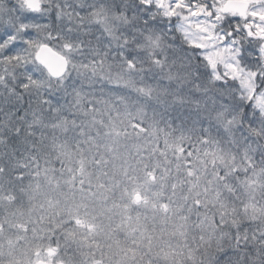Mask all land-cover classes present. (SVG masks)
I'll return each instance as SVG.
<instances>
[{"label":"snow or ice","instance_id":"6c2138e0","mask_svg":"<svg viewBox=\"0 0 264 264\" xmlns=\"http://www.w3.org/2000/svg\"><path fill=\"white\" fill-rule=\"evenodd\" d=\"M0 63V84L11 79L20 91L9 88L10 95L37 105L30 123L9 129L18 138L23 132L21 143L31 146L33 126L66 133L75 112L96 128L95 135L81 129L85 139L75 147L54 138L59 156L70 159L69 175L49 177L59 195L47 201L52 226L41 229L69 225L64 246L77 245L79 264H264V0H0ZM97 80L109 85L107 98L89 91ZM121 89L143 101L124 113L131 128L158 148L163 137L161 154H176L178 182L169 183L170 169L147 166L130 176L124 162V181L109 175L121 135L111 122L112 96L126 101ZM150 103L191 105L196 118L162 127ZM178 188L184 194L176 198ZM101 234L112 241L109 254ZM21 240L8 238L5 254L0 238V264H74L60 256L59 239L22 248Z\"/></svg>","mask_w":264,"mask_h":264},{"label":"rangeland","instance_id":"374dc122","mask_svg":"<svg viewBox=\"0 0 264 264\" xmlns=\"http://www.w3.org/2000/svg\"><path fill=\"white\" fill-rule=\"evenodd\" d=\"M47 2V0H45ZM71 3L72 0H69ZM53 5H55L56 0H52ZM4 65L0 64V71H2ZM9 70L12 69L9 67ZM18 69L15 70L17 74ZM8 87L0 84V94H7L10 98L11 95L9 93V88H15L16 92L18 86L13 84L11 79L7 81ZM109 85L104 81H95L92 88L89 89L90 92L94 93L97 97H105L107 98L109 95ZM121 94L126 97V101H121L116 99L115 95L112 96V106L110 111L111 122L116 126V129L121 132L119 137H115L114 139L118 142L119 146V158L114 160L112 163L108 165L109 175L111 176L113 171L116 172L117 178L124 181L126 178L121 174L120 165L124 162V167H126L129 171L130 176H142L144 173L145 167L155 168L158 173H161L164 169H170L171 172L168 177L169 183L178 182V179L181 175L180 172L177 171V156L172 151H168L167 156L162 155L160 149L165 148L164 138L160 137L159 139V148L157 147V141L147 133H139L137 134L131 128V120L124 115L126 109L135 111L136 103L133 104L130 102V97H136L141 100V98L134 92L129 89H121L119 90ZM17 97L16 95H14ZM28 98V95H25ZM13 98V97H12ZM11 98V99H12ZM18 98V97H17ZM30 98V97H29ZM0 101V108H13L15 116L20 113V116H24L23 120L24 125L30 123L32 121L31 112L33 109L37 108V105L32 104L29 105V99L27 102L23 98L22 100L18 98V102L12 101ZM57 99L61 104L67 105L69 103V98L62 97V94L57 95ZM143 102V101H142ZM24 104L28 107V112L24 113ZM138 104V103H137ZM101 110H104V105H98ZM158 105L149 104V111H158V119L161 121L164 119L163 117L169 116L171 118V122H173V113L170 114V111H166L165 109H157ZM21 112H19V110ZM161 110V111H159ZM74 111V110H73ZM66 115L68 113L66 112ZM171 116V117H170ZM19 117V115L17 116ZM99 118V117H98ZM104 119L108 121L109 113H105ZM69 123L67 125V132L63 131L60 128H52V127H44L33 126V138L36 139V144H32L30 140L31 146L27 149L26 155L33 157L34 159H29L25 167L21 168V173L19 175L23 176V179H19L18 175L15 178L6 179L4 177H0V223L4 225V230L0 233V238L4 239V252L5 254L8 252V238L15 240L17 233L25 236V240H21L18 242L19 247H24L26 242L33 247L37 244H47L48 238L51 237V242L55 244L56 240L59 239L61 242L60 248V256L63 258H67L71 256L73 258L74 264H79L81 257L78 255V247L76 244H72L69 242V246H64V229L68 228L69 225L65 224L62 229L53 232L43 231L41 229L50 228L52 225L48 220V217L52 215L53 210L48 207L47 201L49 198H55L59 195V190L53 191V187L55 186V181H53L52 186L49 185V177L54 176L57 179H60L62 176L67 177L69 173L67 172L66 166L70 163V159L68 156L60 157L59 151L56 147V142L54 138L58 137L61 142L67 141L71 143L73 147H75V141L80 140L83 141L85 137L79 135L81 129L85 132L91 130L92 135L96 134V128H91L90 124L85 123V117L79 112H75L72 115H68ZM72 121L75 122L73 125ZM20 122V121H19ZM47 123H51V120H47ZM164 123H167L166 121ZM161 126L165 127L161 122ZM97 128L99 125L96 126ZM173 127H175L173 125ZM127 129V132L130 135H124V130ZM101 133L104 132V129H100ZM82 148L87 149L88 145L81 144ZM26 151V149H24ZM23 150V151H24ZM98 155V150L93 149L91 155ZM48 156H52V161L61 162V167L55 172H51L50 169H54L55 165L51 163V161L47 160ZM111 160L112 158L109 157ZM16 162V160H14ZM18 163V162H16ZM34 163V164H33ZM113 164L117 167L113 169ZM180 164H183V158L180 160ZM39 167H38V166ZM95 168V165L92 166ZM63 183V181H61ZM37 185H39L37 187ZM64 191H68V187L64 186ZM170 191V190H169ZM180 189H177V197L179 198L183 195ZM14 197V199H13ZM118 198V194H117ZM80 199L79 194L77 195V200ZM43 218V223L41 220ZM63 215L61 214L57 218V223L61 219H63ZM108 221L104 220V224L107 225ZM17 225H26L28 227V232L23 233ZM36 229V232H33V229ZM43 239H40V237ZM116 239H119L121 243H123L125 236L123 233H120ZM100 243L104 245L102 249L103 252L109 254V249L107 245L112 243V241L108 240L103 234L99 237ZM189 244L192 243L191 238L189 239ZM83 251H93V249H82ZM101 256V251H96V257L99 259ZM5 260H7V255H5ZM107 264V259L105 261ZM147 264V262H145Z\"/></svg>","mask_w":264,"mask_h":264},{"label":"trees","instance_id":"16d2710c","mask_svg":"<svg viewBox=\"0 0 264 264\" xmlns=\"http://www.w3.org/2000/svg\"><path fill=\"white\" fill-rule=\"evenodd\" d=\"M19 72L20 69H18L17 71V76H19ZM19 91L20 90L17 89V92ZM14 95L16 94L15 93L11 94V98L13 97L11 99L7 94H5V96L0 94V101H8L11 99L12 101L18 102L19 101L18 98L15 97ZM23 98L25 99V95L23 96ZM28 99L29 97L28 98L26 97L25 101L27 102ZM129 99L131 103L133 104L136 103V105H138L139 103H143L142 100L133 96H131ZM190 107L191 105H184V106L176 105L170 108L157 107V109H163V110L165 109L166 111H170L171 115L173 113H177L174 114V116L172 117L173 122H171V118H169L168 116L169 114L163 117L164 119L161 120L164 126H167L169 124L172 126L173 125L177 126L178 124H191L192 120L196 118V113L189 111ZM14 109H15V105L13 108H6V107L3 109L0 108V130H2L0 134H2V136L7 139L6 145H0V165H2L4 168V171L2 174H0V177L5 176L6 179H10L13 177L15 178V176L21 173L20 167H25L27 164L31 163L28 162V160L33 159V157L26 155L27 149L30 147L29 143L20 142L21 139H23V132L21 134V137L18 138L12 132L9 131L10 128L14 129L17 125H20L22 129L25 126L23 121L19 120L17 117L18 115L20 116V113H18V115L15 116ZM21 110L22 109H20L19 112H21ZM27 112H28V107L26 106V104H24V113ZM155 112L157 113L158 111ZM185 117L188 118L187 121H185ZM165 121L167 123H164ZM27 140L29 142L31 140L32 144H36V139H34L33 136L27 137ZM24 149H26V151ZM45 156L47 157V160L51 161V163L55 165L54 167L55 170H58L62 166L61 162L52 161L51 158L52 156H48V155ZM14 160H16V162L18 163H16Z\"/></svg>","mask_w":264,"mask_h":264},{"label":"flooded vegetation","instance_id":"af4514ba","mask_svg":"<svg viewBox=\"0 0 264 264\" xmlns=\"http://www.w3.org/2000/svg\"><path fill=\"white\" fill-rule=\"evenodd\" d=\"M67 259V258H66Z\"/></svg>","mask_w":264,"mask_h":264}]
</instances>
